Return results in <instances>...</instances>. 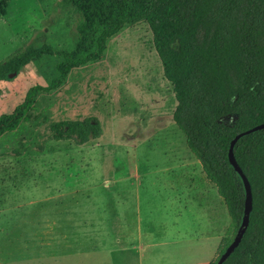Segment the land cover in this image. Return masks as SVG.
Masks as SVG:
<instances>
[{
  "label": "rangeland",
  "instance_id": "obj_1",
  "mask_svg": "<svg viewBox=\"0 0 264 264\" xmlns=\"http://www.w3.org/2000/svg\"><path fill=\"white\" fill-rule=\"evenodd\" d=\"M60 1L0 0V61L27 43L39 45L40 31L55 50H73L82 15ZM153 39L147 22L125 26L101 60L73 69L58 88L37 94L30 119L0 140V152L21 146L41 124L62 117L96 115L105 129L100 141L84 146L43 138L42 151L0 155V264H190L201 259V245L209 256L221 244L220 253L233 235L224 202L222 241L175 233L177 204L164 185H155V164L168 165L165 132L181 131L188 144L172 119L173 85ZM63 59L60 53L45 55L0 81V115L12 112L32 86L50 85ZM211 195H218L216 188ZM185 206L182 223L189 227L198 204ZM207 213L200 221L210 220ZM158 223L165 230H149ZM146 242L169 245L163 250ZM134 243L143 247L123 250Z\"/></svg>",
  "mask_w": 264,
  "mask_h": 264
},
{
  "label": "trees",
  "instance_id": "obj_2",
  "mask_svg": "<svg viewBox=\"0 0 264 264\" xmlns=\"http://www.w3.org/2000/svg\"><path fill=\"white\" fill-rule=\"evenodd\" d=\"M60 4L73 6L82 15L77 27L80 38L73 50L57 51L47 33L40 31L39 45L27 43L0 61V81H5L45 55L64 56L57 65L60 75L50 85L32 86L12 112L0 115V140L30 119L37 94L58 88L73 69L101 60L109 40L125 26L147 22L163 74L173 85L172 119L185 133L235 225L219 259L245 209L244 186L229 159L230 143L237 133L264 122V0H61ZM37 131L0 155L42 151L43 138L84 146L105 136L96 115L58 118ZM234 149L252 186L253 210L243 240L224 264H264V128L241 138Z\"/></svg>",
  "mask_w": 264,
  "mask_h": 264
},
{
  "label": "crops",
  "instance_id": "obj_3",
  "mask_svg": "<svg viewBox=\"0 0 264 264\" xmlns=\"http://www.w3.org/2000/svg\"><path fill=\"white\" fill-rule=\"evenodd\" d=\"M4 15H6V11ZM156 134L157 132H155V135ZM162 138L166 139L169 144V146L166 147L169 149L165 152L168 156V165L164 164L167 167L163 169V164H155V172L156 174H159L158 179H155V185H158L159 187L164 185L166 189L169 190V197H171L173 204H177L176 211L173 213L176 216L174 226L178 228L175 230V233H185L183 236H190L192 238L196 237L198 240H203L206 238H219L222 241L223 234L220 207L224 200L218 193L217 187L206 177V173L201 161L196 157L193 151L190 150L189 145H186L185 138L181 131H166ZM136 170V173L139 175L138 172L141 169L136 168ZM214 188H216L218 195L212 196L211 193H213ZM185 201L186 203L188 201H196L198 204L197 212H193L189 216L192 219L189 227H187L185 223H182L185 214L184 210L186 209ZM182 206H184V210L181 208ZM225 206L228 211L226 204ZM200 208L202 212H200ZM206 209L209 212L207 214L210 215V220L207 223L200 221V217H204L206 215ZM158 224V226L151 224L149 230H155L157 233L161 231V227L163 230H165L164 223ZM176 243L177 242L172 244L177 245ZM167 245L169 244L166 242H146V247H159L163 250H165V246ZM220 246L221 244L213 249V252L207 256L204 254V245H201L203 250L201 259L190 260V264H211L215 259H217V256L219 255ZM141 247H143L142 243H134L130 245H123V250H136L140 249ZM130 258L131 256L128 255L129 260ZM179 261L180 260L177 262ZM185 261H189V259H184L183 263ZM172 263L174 264V262Z\"/></svg>",
  "mask_w": 264,
  "mask_h": 264
},
{
  "label": "water",
  "instance_id": "obj_4",
  "mask_svg": "<svg viewBox=\"0 0 264 264\" xmlns=\"http://www.w3.org/2000/svg\"><path fill=\"white\" fill-rule=\"evenodd\" d=\"M224 118H221L222 121ZM231 120H234L231 118ZM264 128V122L260 123L258 125H255L254 127H251L247 130L241 131L236 134V136L231 140L230 148H229V159L232 167L235 170L236 175L240 178V180L243 183L244 186V194H245V209L244 214L241 219V222H239V227L237 229V232L231 241V243L226 247V249L220 254L217 264H224L226 259L236 250V248L240 245L241 241L243 240L248 226L249 222L251 220L252 210H253V193H252V186L250 183V180L248 176L246 175L245 171L239 164L236 155H235V146L236 143L243 137H245L248 134L254 133L256 131H259Z\"/></svg>",
  "mask_w": 264,
  "mask_h": 264
}]
</instances>
